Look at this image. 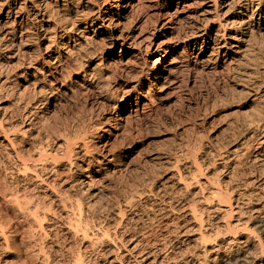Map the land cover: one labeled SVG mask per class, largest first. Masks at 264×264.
Masks as SVG:
<instances>
[{"label":"bare ground","instance_id":"6f19581e","mask_svg":"<svg viewBox=\"0 0 264 264\" xmlns=\"http://www.w3.org/2000/svg\"><path fill=\"white\" fill-rule=\"evenodd\" d=\"M59 1L69 13L79 14L85 25L60 26L63 34H55L61 37L57 42L51 39L45 27L51 19L49 0H0V92L8 87L12 92L17 90L21 96L18 103H23L25 110L33 100L35 104L40 102L26 110L19 123H11L14 115H8L6 106L0 105V152L8 150L6 158L0 157V171L4 174L0 177V250L7 252L11 248L10 236L18 232L14 223L17 218L27 222L30 233L43 236L48 228L46 224L53 219V199L47 201L44 196L66 181L63 176L65 171L81 170L82 176L87 177L84 180L78 178L75 183L78 184L79 197L60 199L66 213L62 221L64 231L81 244L76 250L71 247L61 249L56 257L45 246L35 249L32 256L41 260L42 264H264V256L258 263L254 259L255 250L263 244L260 238L254 237L263 234L264 238V204L254 207L252 203L255 197L264 200L263 178L250 180L248 187L254 188L240 192L235 198L236 208L229 207L225 211L227 217L235 212L239 216L249 214V219H254L256 235H250V229L246 228L245 232H249L246 237L226 240L209 248L208 239L218 236L222 230H213L214 222L205 220L200 214L197 193L189 194L175 206L170 205L174 209L189 211L192 216L190 228L181 229L179 220H165L168 207L154 205L139 216L140 221L137 222L142 226L133 231L125 218L131 211L138 210L136 195L122 197L116 208L112 206L110 211L99 216L97 206L90 200H84V197L98 195L96 177L88 173L92 160L88 159L87 166L70 161L67 167L62 159L53 157L66 153L76 156H82L83 152V155L87 154L90 147L85 138L82 139L83 146L69 138L63 143L57 142L56 145L64 150L52 153L46 151L49 144L43 142L42 132L38 130V125L48 120L44 109L62 91L73 86L88 88L91 85L89 70L83 67V73L71 70L69 58L62 52L64 45L69 52L68 46L75 42L71 33L76 30L85 32L90 29L94 33L99 44L107 49V64L120 65L128 73L138 70L142 79L127 85L130 86L129 93L121 97L118 111L124 107L132 115L169 99L185 83H194L192 70L217 72L239 59L246 51L251 34L255 30H264V0H105L102 6L96 0H84L77 7L73 5V0ZM249 11L251 15L248 16ZM117 46H120L119 52ZM159 52L162 53L160 57H155ZM15 68L21 69L18 80L9 83ZM40 72L51 76L52 93L40 99L31 98V91L39 88ZM72 73L77 74L75 78H71ZM118 117L116 113L114 119ZM62 131L72 136L71 129L64 128ZM62 131H58L61 133L55 135L56 138L63 135ZM103 131L104 136L109 128ZM27 134L35 140L30 144L38 147L34 153L16 148L17 144L27 142ZM37 141L39 143L36 144ZM71 155H68L70 159ZM128 156V153L122 152L121 159L118 158L120 169L127 164ZM51 159L55 161L54 166ZM113 160L111 158L109 162ZM105 168L96 172L103 176ZM198 170L200 168H196L188 180L194 179ZM177 173L178 177L177 174L170 177L166 189L186 187L182 181L184 177L179 171ZM22 178L24 186L21 185ZM144 193L139 192L138 197ZM207 197L220 205L208 210H222L226 191L222 185H212ZM231 200L230 196L227 201ZM240 222L238 220L228 227L237 232ZM195 228L199 234L192 241L202 250H192L194 247L190 244L188 251L183 253V248L174 245L175 238L172 236L185 238ZM163 254L166 259L162 258ZM178 254H181L180 257ZM12 260H4L5 263L0 264H14ZM20 260L22 264L28 263L25 258Z\"/></svg>","mask_w":264,"mask_h":264},{"label":"rangeland","instance_id":"374dc122","mask_svg":"<svg viewBox=\"0 0 264 264\" xmlns=\"http://www.w3.org/2000/svg\"><path fill=\"white\" fill-rule=\"evenodd\" d=\"M83 1L73 0V5L77 7ZM96 2L99 6L106 3L105 0ZM48 6L51 19L45 27L52 40L60 41L61 37L58 35L63 34L60 26L73 27L76 23L79 27L85 25L79 14L69 13L66 7L60 5L59 0H49ZM249 15L251 11L248 12ZM71 34L74 35L75 42L68 46L69 52L66 45L62 46V52L69 58L71 70L82 72V67L89 70L88 80L91 85L88 88L73 86L62 91L44 109L48 120L40 123L38 130L42 132L43 142L46 144L47 141L49 144L46 151L52 153L64 150L56 145L57 142L63 143L69 138L73 143L78 141L83 146L82 139L85 138L84 141L90 147L87 154L83 155V152L82 156L67 153L53 156L62 159L63 165L67 167L70 161L87 166L89 160H92L88 173L96 177L95 189L98 195L94 198L84 197V200L94 203L101 216L110 211L112 206L116 208L122 197L134 194L138 199V210L130 212H136V215L127 214L125 218L133 231L142 226L137 222L140 221L139 216L154 205L167 206L168 215H165V220H179L181 229H185L192 226L191 214L186 209L178 210L173 206L194 192L198 194L202 211L200 214L205 220L214 222L213 230H222L218 236L208 239L211 244L209 248L226 240L242 239L249 232L250 235H256L257 228L253 224L254 219H249V214L239 216L235 212L227 217L225 211L229 207L236 208L235 198L240 192L254 188L248 187L250 180L256 177L264 179V30H255L251 34L245 53L231 65L220 68L217 72L192 70L194 83H185L169 99L145 112L132 115L124 107L118 111L121 97L129 93L130 86L127 85L142 79L138 70L128 73L120 65L107 64V49L99 44L90 29L85 32L76 30ZM116 50L119 52L120 46ZM161 54L159 52L155 57L158 58ZM20 72V68L12 70L9 83L18 80ZM76 75L72 73L71 78ZM188 75L189 72L187 77ZM38 78L39 88L31 91V98L50 96L53 88L49 82L51 76H44L40 72ZM20 97L17 90L12 92L10 87L0 92V105L6 106L8 115H14L11 123L21 122L26 110L40 103L35 104L36 101L33 100L25 110L26 106L18 103ZM116 113L119 117L114 119ZM109 124L114 126L110 127ZM107 127L109 132L103 136V129ZM64 128L71 129L72 136L65 135L62 131ZM59 130L63 135L56 138L55 135L61 133ZM25 138L27 142L17 144L16 148L25 153H34L38 147L34 148L30 143H35V140L30 134ZM122 152L129 156L127 164L120 169L118 158L121 159ZM68 155L72 156L71 159ZM7 156L8 150L0 152L1 158ZM111 158H114L113 162H109ZM50 161L54 166L55 161ZM104 166L106 168L101 176L96 171ZM196 168L200 170L196 172L195 178L188 180ZM177 171L184 177L182 181L186 187L166 189L165 185L170 183V177L173 174L179 176ZM81 172L65 171L63 176L66 181L57 186L54 192H48L44 196L47 201L53 199V219L46 224L48 228L43 236L30 233L27 222L22 221V218L14 220L18 232L10 236L11 248L7 252L0 250V262L14 259V264H22L20 258H25L27 264H42L41 260L32 256L37 248L45 246L54 257L60 254L61 249H78L81 242L75 241L64 231L62 221L66 213L60 199L66 196L73 199L79 197L80 191L75 183L78 178L84 180L87 177L82 176ZM1 175H4L2 171L0 177ZM33 179L37 181L34 177ZM23 180L24 178L21 180L22 186L25 185ZM212 185H222L226 191V197L221 203L222 210H208L220 206L207 197ZM142 191L146 193L138 197ZM38 192L42 194V191ZM230 196L232 200L228 202ZM252 203L254 207H261L264 200L255 197ZM238 220L242 222L237 224L238 231L234 232L228 225L237 223ZM246 228L250 229L249 232H245ZM198 234L197 228L192 229L185 238L172 234V238H175L174 245L183 248V253L191 245L194 247L192 250L200 251L201 247L197 248L192 241ZM260 235L261 237H254L263 242L254 252L257 263L264 256V238L263 234ZM186 238L189 239L185 240ZM179 255L181 254L177 256L180 257ZM215 256L216 254L212 258ZM162 258L167 257L163 254Z\"/></svg>","mask_w":264,"mask_h":264}]
</instances>
